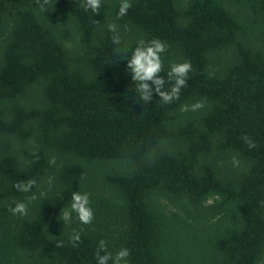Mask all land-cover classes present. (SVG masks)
Instances as JSON below:
<instances>
[{"label": "trees", "instance_id": "trees-1", "mask_svg": "<svg viewBox=\"0 0 264 264\" xmlns=\"http://www.w3.org/2000/svg\"><path fill=\"white\" fill-rule=\"evenodd\" d=\"M83 2L0 0V264H97L100 240L128 264H264V0H131L119 20L121 0ZM154 38L166 81L192 70L145 106L114 49ZM74 192L90 224L62 219Z\"/></svg>", "mask_w": 264, "mask_h": 264}, {"label": "clouds", "instance_id": "clouds-1", "mask_svg": "<svg viewBox=\"0 0 264 264\" xmlns=\"http://www.w3.org/2000/svg\"><path fill=\"white\" fill-rule=\"evenodd\" d=\"M49 2L50 0H36L37 6L42 11L46 10V6ZM82 7L85 11L91 10L93 14H99L102 7V0H84ZM131 7V0H121L116 17L117 20L127 15ZM96 23L98 22L93 20V24ZM108 30L113 34L111 37L112 43L119 46L122 42L120 26L116 23H111L108 25ZM124 30L129 31L130 29L125 25ZM114 51L118 55L122 54V60H127V69L131 73L132 81L135 82L137 86L136 93L145 106L152 101L154 94L158 96L164 104H169L180 98L181 89L187 86L188 73L192 70V66L188 61L172 64L170 70L167 72L166 81L165 78L161 76V72L164 70L162 54L167 51L165 42L155 38L149 41L141 39L138 41L130 57L127 56V49L117 47ZM166 83L170 85L167 89L165 88ZM203 107V101H198L191 106L182 105L181 110L188 111L190 108L192 111H197ZM242 139L250 149L256 147L255 142L249 136L245 135ZM35 185L36 180L29 179L27 181L18 182L14 184L13 187L22 193H29ZM30 199L35 200L36 196L33 194ZM261 204L264 206V201H262ZM27 210L28 206L24 202H16L15 207L10 209L13 215H27ZM72 212L77 214L82 224L87 225L93 221L94 212L90 207V193L74 192L72 194L70 210H61L62 219L64 221H69ZM80 239V233L74 231L71 237L74 247ZM56 246L62 247L63 242H58ZM129 255V250L126 248H122L113 255L108 251L107 242L105 240H100L95 258L97 264H108L109 261H112V264H128L127 258Z\"/></svg>", "mask_w": 264, "mask_h": 264}]
</instances>
